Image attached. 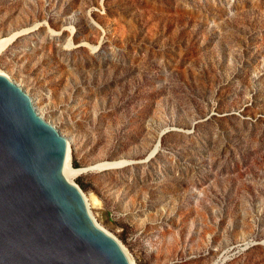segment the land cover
I'll return each instance as SVG.
<instances>
[{
	"label": "rangeland",
	"instance_id": "rangeland-1",
	"mask_svg": "<svg viewBox=\"0 0 264 264\" xmlns=\"http://www.w3.org/2000/svg\"><path fill=\"white\" fill-rule=\"evenodd\" d=\"M12 33L0 70L135 264H264V0H0Z\"/></svg>",
	"mask_w": 264,
	"mask_h": 264
},
{
	"label": "water",
	"instance_id": "water-1",
	"mask_svg": "<svg viewBox=\"0 0 264 264\" xmlns=\"http://www.w3.org/2000/svg\"><path fill=\"white\" fill-rule=\"evenodd\" d=\"M66 148L27 93L0 74V264H129L66 179Z\"/></svg>",
	"mask_w": 264,
	"mask_h": 264
},
{
	"label": "bare ground",
	"instance_id": "bare-ground-1",
	"mask_svg": "<svg viewBox=\"0 0 264 264\" xmlns=\"http://www.w3.org/2000/svg\"><path fill=\"white\" fill-rule=\"evenodd\" d=\"M16 33V32H15ZM15 33H12L10 34L9 36H6V37H2L0 38V51L2 49H4L5 45H7L9 43V41L12 40L13 36H15ZM0 74H4L8 77L7 74H5L4 72H2L0 70ZM9 78V77H8ZM38 111V110H37ZM38 113V112H37ZM41 115V114H39ZM67 141V140H66ZM70 143V142H69ZM69 143L67 141V148H66V154H65V173H66V179H68L69 181H71L72 183H74L70 176L71 175H75V174H78L79 172L81 171H84L86 168H76V167H73L72 165L69 164V161H68V158H69V155H68V148H69ZM119 162L117 161H103V162H100V163H97L95 164L94 166L95 167H114L116 164H118ZM83 197L85 199V202H86V205H87V210L89 212V214L91 215L92 219L94 220V222L96 223L97 226H99L101 229H103L106 233L109 234V232L107 230H105L94 218V216L92 215L90 209H89V202L87 200V198L85 197V195L83 194ZM91 200H94V198H91ZM96 203V202H95ZM111 235V234H109ZM112 236V235H111ZM113 237V236H112ZM116 239V238H115ZM118 242V241H117ZM120 244V242H118ZM123 252L125 253V255L127 256L128 258V262L129 264H135V262L131 259V257L127 254V252L125 251V249L123 248V246L120 244Z\"/></svg>",
	"mask_w": 264,
	"mask_h": 264
},
{
	"label": "trees",
	"instance_id": "trees-1",
	"mask_svg": "<svg viewBox=\"0 0 264 264\" xmlns=\"http://www.w3.org/2000/svg\"><path fill=\"white\" fill-rule=\"evenodd\" d=\"M73 165H75V164L73 163ZM77 183H78L80 188H84L85 187V185L81 181H78Z\"/></svg>",
	"mask_w": 264,
	"mask_h": 264
}]
</instances>
